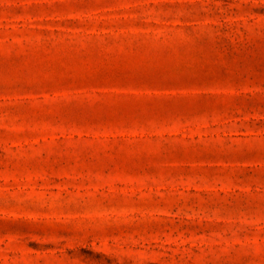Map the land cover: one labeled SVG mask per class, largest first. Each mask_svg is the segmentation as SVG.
<instances>
[{"label":"rangeland","instance_id":"374dc122","mask_svg":"<svg viewBox=\"0 0 264 264\" xmlns=\"http://www.w3.org/2000/svg\"><path fill=\"white\" fill-rule=\"evenodd\" d=\"M0 264H264V0H0Z\"/></svg>","mask_w":264,"mask_h":264}]
</instances>
